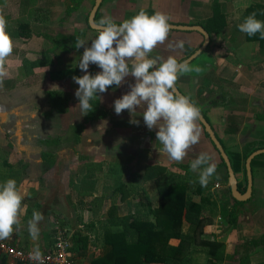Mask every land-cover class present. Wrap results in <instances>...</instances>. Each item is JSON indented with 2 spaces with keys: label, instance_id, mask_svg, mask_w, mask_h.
Masks as SVG:
<instances>
[{
  "label": "crops",
  "instance_id": "crops-1",
  "mask_svg": "<svg viewBox=\"0 0 264 264\" xmlns=\"http://www.w3.org/2000/svg\"><path fill=\"white\" fill-rule=\"evenodd\" d=\"M96 2L81 0L75 9L78 0H0V16L13 40L0 78V183L15 179L24 195L20 224L4 240L26 250L38 244L45 252L57 218L72 234L76 264H91L109 248L105 234L112 220L127 215L154 220L148 206L141 204L140 193L146 192L151 207L158 208L159 169H165L190 181L188 200L201 203L210 198L217 203L215 215L189 247L197 251L195 262L205 264V250L213 249L221 250L219 264H264V153L252 160V195L237 204L231 225L225 214L235 205L229 169L201 120L199 143L176 162L159 153L157 129H148L139 108V124L130 123L127 110L115 113V99L135 82L131 75L119 87L97 93L93 109L82 115L73 76L84 74L78 66L84 48L75 43L85 40L90 46L97 34L89 23ZM254 4L264 0H102L95 16L97 24L106 16L119 24L143 8L170 16L171 26L201 27L216 13L225 16L226 26L213 31L208 47L189 62L202 72L180 75L176 86L191 96L230 158L240 193L248 187V157L264 149V43L248 39L237 27ZM68 6L74 8L70 13ZM180 40L182 49L175 47ZM204 42L198 30L172 28L151 55H174L182 62ZM88 71L94 75L101 69L90 63ZM201 152L209 153L216 164L205 187L199 183V169L190 167ZM198 188L201 193L195 192ZM33 210L43 214L36 241L28 232ZM189 229L184 220L182 230ZM203 240L212 248L201 245ZM179 243L178 238L170 240L174 246ZM8 263L0 253V264Z\"/></svg>",
  "mask_w": 264,
  "mask_h": 264
},
{
  "label": "clouds",
  "instance_id": "clouds-1",
  "mask_svg": "<svg viewBox=\"0 0 264 264\" xmlns=\"http://www.w3.org/2000/svg\"><path fill=\"white\" fill-rule=\"evenodd\" d=\"M171 17L154 12L149 14L141 8L130 18L119 24L111 17H102L98 21L97 34L88 41L76 40L75 47L84 51L78 62L84 72L82 76H73L79 87L75 91L78 107L82 115L93 109L91 101L100 98L97 93H105L110 86L119 87L129 75L135 82L129 85L130 91L114 101L117 115L127 110L132 119L130 123L139 124L135 119L137 109L142 111L145 125L149 130L156 128V140L160 154L170 160L182 162L189 149L199 143L201 130L197 124L201 110L190 95L177 91L179 76L191 72L200 73L202 69L190 66L189 61H178L174 55L152 56L154 49L168 39L172 26ZM239 31L254 36L260 34L264 39V21L256 18V13L246 16L237 25ZM172 47V45H169ZM175 47L183 48L184 41L176 42ZM13 51V40L6 31V20L0 16V78L5 76L4 64ZM97 65L101 71L91 74L89 65ZM192 171L199 169V183L207 186L216 172L213 157L201 152L190 162ZM24 195L15 179L9 178L0 183V240L10 239L14 227L20 224ZM43 214L33 210L28 221V232L33 241L39 239V222ZM29 258L36 264H45L43 253L38 244L29 252Z\"/></svg>",
  "mask_w": 264,
  "mask_h": 264
},
{
  "label": "trees",
  "instance_id": "trees-1",
  "mask_svg": "<svg viewBox=\"0 0 264 264\" xmlns=\"http://www.w3.org/2000/svg\"><path fill=\"white\" fill-rule=\"evenodd\" d=\"M80 2L81 0H78L75 9L79 7ZM74 8L68 6V13ZM251 13H256V18L264 21V4H254L247 8L243 18ZM225 26V16L220 13L214 14L203 24L209 35ZM247 37L264 43L259 33ZM159 170L160 206L153 209L147 193H140L141 204L148 206V215H152L154 220L151 222L139 215H127L112 220V227L107 228L105 234V243L109 248L104 256L95 258L91 264H193L194 253L197 251L190 250L189 247L199 240L198 234L202 233L205 222L215 215L217 203L210 198H204L201 203L188 200L186 192L192 188L190 181L187 178L171 176L165 169ZM195 192L201 193L202 189L198 188ZM234 200L235 205L225 211L231 225L237 218V204L244 203L235 197ZM184 220L190 224L189 232L182 230ZM172 238L180 239V243L177 246L170 244ZM200 244H211L212 248V243L206 240L200 241ZM205 251L209 254L205 264H219L218 252L221 250Z\"/></svg>",
  "mask_w": 264,
  "mask_h": 264
},
{
  "label": "built area",
  "instance_id": "built-area-1",
  "mask_svg": "<svg viewBox=\"0 0 264 264\" xmlns=\"http://www.w3.org/2000/svg\"><path fill=\"white\" fill-rule=\"evenodd\" d=\"M219 187V184H216ZM72 234L65 228L60 219H55L52 230L51 247L43 253L45 264H76L71 252L73 247ZM31 250L23 249L16 244L0 240V253L7 257L8 264H36L29 258Z\"/></svg>",
  "mask_w": 264,
  "mask_h": 264
},
{
  "label": "water",
  "instance_id": "water-1",
  "mask_svg": "<svg viewBox=\"0 0 264 264\" xmlns=\"http://www.w3.org/2000/svg\"><path fill=\"white\" fill-rule=\"evenodd\" d=\"M102 0H97L93 11L90 15L89 18V23L90 26L98 29V24L96 23L95 20V16H96V12L101 4ZM172 28L175 29H182V30H198L200 31L204 37H205V42L202 45V47L197 50V52H195L191 57H189L187 59V61L191 62L195 57H197L204 49H206L210 43V35L209 33L201 26H177V25H172ZM176 89L179 93H181L179 91V89L176 86ZM182 94V93H181ZM200 120L202 121V123L204 124L207 132L209 133L210 137L212 138V140L214 141L217 149L219 150V152L221 153L228 169H229V174H230V181H231V189L233 191V195L234 197L239 200V201H246L248 200L251 195H252V185H253V176H252V160L257 156L260 155L262 153H264V149H260L254 153H252L248 159H247V178H248V187L245 193H240L239 188H238V183H237V179H236V175L233 171V167H232V162L230 160V158L228 157V155L226 154L224 148L222 147V145L220 144V142L218 141L216 135L214 134L212 128L209 126V124L206 122V120L203 118L202 114L200 117Z\"/></svg>",
  "mask_w": 264,
  "mask_h": 264
},
{
  "label": "rangeland",
  "instance_id": "rangeland-1",
  "mask_svg": "<svg viewBox=\"0 0 264 264\" xmlns=\"http://www.w3.org/2000/svg\"><path fill=\"white\" fill-rule=\"evenodd\" d=\"M196 257H199V256L196 255ZM194 263L197 264L198 263L197 260H196V262L194 261Z\"/></svg>",
  "mask_w": 264,
  "mask_h": 264
}]
</instances>
